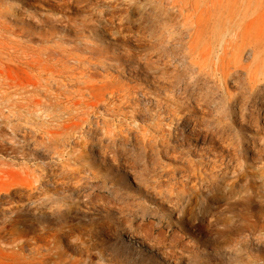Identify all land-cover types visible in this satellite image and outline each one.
<instances>
[{"label": "rangeland", "instance_id": "obj_1", "mask_svg": "<svg viewBox=\"0 0 264 264\" xmlns=\"http://www.w3.org/2000/svg\"><path fill=\"white\" fill-rule=\"evenodd\" d=\"M101 15L112 33H91ZM85 82L116 96L79 110ZM96 144L117 147L120 161L102 162ZM246 179L262 196L250 205ZM263 185L264 0H0V232L20 223L12 240L23 256L33 236L44 245L67 232L75 240L62 250L75 260L264 264V232L214 235L242 215L264 224ZM211 192L221 196L213 228L195 205ZM143 212L175 239L176 256L131 242L128 221Z\"/></svg>", "mask_w": 264, "mask_h": 264}, {"label": "bare ground", "instance_id": "obj_2", "mask_svg": "<svg viewBox=\"0 0 264 264\" xmlns=\"http://www.w3.org/2000/svg\"><path fill=\"white\" fill-rule=\"evenodd\" d=\"M106 12V11H105ZM107 14V13H106ZM104 16H98L95 19H91L89 21V28L91 30V33L98 32V29H103L106 33L110 34L113 32V26L114 22L113 19L110 18V22H105L103 20ZM203 21V17H200V19L197 21V25H200V23ZM198 63L207 62V55L200 56ZM53 71V70H52ZM52 73V72H50ZM61 73V72H59ZM85 88L86 89H79L78 90V109H97V106L99 103L106 102L107 97H113L116 96V91H113L111 89H108L106 85H103L102 89L96 88V85L91 82H85ZM142 96L148 100L147 94L143 93ZM86 112V111H85ZM83 113L85 115H88V113ZM86 122V119H83V123ZM84 125L80 124L78 125V129H83ZM84 131V129H83ZM96 150L99 152L100 157L102 158V162L106 161L107 158H111L113 163H117L120 161L119 151L118 148L114 145H103V144H96ZM124 151V150H123ZM126 160H124V164L129 168V170H132L131 163L127 164L129 162V156L125 154L124 156ZM51 173V171L49 172ZM53 182H57L56 185L64 183V177L56 174V172H53L51 174ZM80 181L81 179L78 177V194L82 193L80 189ZM40 183V179L36 176L33 177L30 183V189L28 190V194L32 195L34 194V191H36L37 186ZM50 183V182H49ZM52 185V184H51ZM256 183L251 180H244L241 184V193H243L244 198L243 201L246 202V205H250V203H253L254 200L262 198L260 195V192L255 186ZM60 186V185H58ZM264 187V185L262 186ZM226 193H229L232 195V191H234V188L232 185H227L225 188ZM210 194L207 198L204 197L203 199L197 200L195 202V205L199 208V211L203 215H208V218H210V224L211 228L215 225H219L220 222V215L218 213L213 214L215 211L213 207H215L214 203L221 197L218 193ZM85 198L87 195L84 196ZM89 199V198H88ZM209 202L211 204V207L206 203ZM85 203V202H84ZM86 204V203H85ZM194 206V203H192L191 200L188 201L187 205H184L182 207L183 210L187 211L190 207ZM232 208V206H227V209ZM197 212L192 211L191 215L194 217L196 223V229L200 233H203L206 231L204 225H203V218H199ZM223 214V212H222ZM241 219L235 221H226L223 222V228L221 230H217L214 235L215 236H222L227 233V231L234 229L235 227H239V225H243L247 227V231L252 230H258L259 232H264V224L263 225H256L255 221L252 220V217L249 218L248 216H240ZM20 223L17 221H10L8 225L3 227L0 232V263H8V264H100L95 263L92 260V256L90 253H88L86 256H84L85 253L81 254V257L78 260L73 259V257H70L67 253H65L62 250V241L64 242V239H70L75 240L74 237L71 236V234H67V232H64L62 235L59 234V232H52L47 234L44 245H40L39 242H37V239L35 236L32 237V245H29L31 248V256L22 255L21 250L23 251V248L20 246V244H17V240H12V237L17 236L18 231V225ZM134 221L129 220L128 221V237L131 238V242L136 246V244H139L138 246L144 247L148 250V252L152 255L154 254V251H157V253L161 254L163 258H168L169 255L176 256L175 250H174V241L172 238L169 237V234H167V230L163 229L161 227V221L157 219H148V216L145 212L140 215L139 221H137L135 224L136 227L133 226ZM137 228V229H134ZM253 232V231H252ZM7 234H10L11 241H7ZM22 238V237H21ZM38 238V237H37ZM42 238V237H41ZM78 241L81 243V245H85L86 242L83 239H79ZM28 242V241H27ZM25 244V243H24ZM28 244V243H27ZM129 246V245H128ZM7 247V248H6ZM8 247L14 248L13 250H9ZM25 247V246H24ZM77 248V247H76ZM84 248V247H83ZM8 251H11L10 253H7ZM145 251V250H144ZM26 252V251H25ZM90 252V251H86ZM178 252H182V250H179ZM184 252H182V256L178 257L177 259H181L184 256ZM75 258V257H74Z\"/></svg>", "mask_w": 264, "mask_h": 264}]
</instances>
